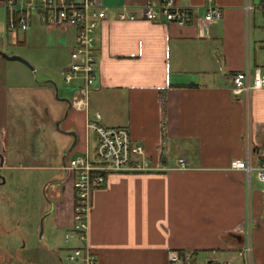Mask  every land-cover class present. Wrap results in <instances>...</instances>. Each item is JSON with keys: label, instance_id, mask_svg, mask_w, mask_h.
<instances>
[{"label": "crops", "instance_id": "0c3cea01", "mask_svg": "<svg viewBox=\"0 0 264 264\" xmlns=\"http://www.w3.org/2000/svg\"><path fill=\"white\" fill-rule=\"evenodd\" d=\"M146 1L102 0L109 10L96 29L98 72L85 105L66 100H72L79 82L67 84L59 72L63 83L73 85L70 97L53 77L41 81L26 66L22 71L28 83L22 89L37 99L28 114L20 112L14 133L12 83L0 82V170L21 164L61 171L50 185L51 230L66 235L74 225L75 187L73 174L62 166L69 156L95 152L97 137L88 122L99 112L105 125L129 129L155 169L111 173L92 193L87 238L67 246L70 252L88 246L98 264H171L169 251L177 249L193 251L201 264H238L251 218L253 262L264 264V187L255 170L249 174L232 166L247 156L248 138L255 166L264 162V88L250 96L233 90L238 71L247 66L264 71L259 0H251L253 10L247 9L248 0H215L223 16L204 33L197 23L117 19L123 4ZM180 2L203 12L206 0ZM5 31L13 40L21 33L17 41L24 45L31 38L41 45L49 34L64 37L68 57L61 69L73 61L75 27L35 20L28 31L15 34L8 30L6 12ZM50 128L60 137L48 161ZM13 145L17 162L10 152ZM181 157L186 168L179 167ZM0 264H10L2 246Z\"/></svg>", "mask_w": 264, "mask_h": 264}, {"label": "built area", "instance_id": "2783aa9c", "mask_svg": "<svg viewBox=\"0 0 264 264\" xmlns=\"http://www.w3.org/2000/svg\"><path fill=\"white\" fill-rule=\"evenodd\" d=\"M248 10L255 6L248 0ZM0 6L7 12V27L12 33L28 31L38 20L44 26L76 28V45L72 51L73 61L61 69L67 84L79 82L73 95L72 104L85 105L90 90L95 84L98 72L96 48V29L108 16V6L102 0H0ZM257 7L264 15V0ZM200 7L182 4L180 0H147L142 5L123 4L118 8L117 19L122 21H165L170 24L186 26L199 24L204 33L207 26L223 16V10L215 0H206ZM233 90L236 94H250L264 88V71L247 66L233 77ZM89 129L96 134L95 152L69 156L62 169L74 176L75 206L74 225L65 235L66 240L75 238L84 241L87 238L88 217L92 204L93 191L105 185L113 172H146L155 169L146 155L143 144L133 140L125 126H107L102 116L96 112L88 122ZM255 154L250 139L247 142V156L234 160L232 166L245 169L251 174L256 171L264 187V162L255 166ZM179 167L186 168L185 158L178 159ZM252 219L246 223L245 241L240 249L246 264L253 262ZM69 261L81 260L84 264H98L96 255L88 246L75 247L67 256ZM171 264H201L194 260L193 251L172 249L169 251ZM204 264H224L209 260Z\"/></svg>", "mask_w": 264, "mask_h": 264}, {"label": "rangeland", "instance_id": "374dc122", "mask_svg": "<svg viewBox=\"0 0 264 264\" xmlns=\"http://www.w3.org/2000/svg\"><path fill=\"white\" fill-rule=\"evenodd\" d=\"M5 22L6 12L0 6V51L25 58L34 66V74L39 80L53 77L60 92H66L71 97L72 91L69 94V89L73 85L63 83L59 74L68 57L65 38L49 34L46 36L48 40L43 41L41 45L36 44V38H31L30 43L24 45L17 41L21 40V33L15 40L13 34L7 35ZM58 55L63 59H59ZM26 66L28 65L22 61H9L0 56V82L12 83L11 131L14 133L15 128L20 125L17 121L20 112L28 114L31 101L37 99L33 97L31 90L22 89V86L28 83L23 79L22 71ZM30 119L28 117V120ZM48 134L51 140L47 158L49 161L50 157L54 156L53 143L59 141L60 133L50 128ZM10 152L14 154V160L19 161L18 150L14 145L13 148L10 146ZM60 173L59 170H43L21 164L0 170V246L6 250L10 264H82L80 260L72 262L67 258L70 253L67 246H72L76 239L71 238L69 243L65 238V230H51L54 199L50 194V185L54 176H59ZM240 258L238 264H244L243 257Z\"/></svg>", "mask_w": 264, "mask_h": 264}, {"label": "water", "instance_id": "95a60500", "mask_svg": "<svg viewBox=\"0 0 264 264\" xmlns=\"http://www.w3.org/2000/svg\"><path fill=\"white\" fill-rule=\"evenodd\" d=\"M0 55L3 56L4 58L10 59V60H19L22 61L24 63H26L31 69L34 70V66L32 64H30V62L28 60H26L25 58L19 56V55H8L5 52L0 51ZM57 95H58V91H57ZM66 100L68 102H70V105H72V100H70L69 98H66ZM73 136L75 137L74 143H76L77 140V134L75 132H72ZM44 229V219H42L41 222V232H43Z\"/></svg>", "mask_w": 264, "mask_h": 264}, {"label": "trees", "instance_id": "16d2710c", "mask_svg": "<svg viewBox=\"0 0 264 264\" xmlns=\"http://www.w3.org/2000/svg\"><path fill=\"white\" fill-rule=\"evenodd\" d=\"M82 247V246H81Z\"/></svg>", "mask_w": 264, "mask_h": 264}]
</instances>
